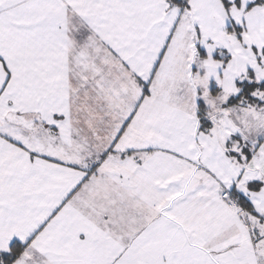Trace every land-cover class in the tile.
I'll use <instances>...</instances> for the list:
<instances>
[{"label":"snow or ice","instance_id":"6c2138e0","mask_svg":"<svg viewBox=\"0 0 264 264\" xmlns=\"http://www.w3.org/2000/svg\"><path fill=\"white\" fill-rule=\"evenodd\" d=\"M0 264H264V0H0Z\"/></svg>","mask_w":264,"mask_h":264}]
</instances>
